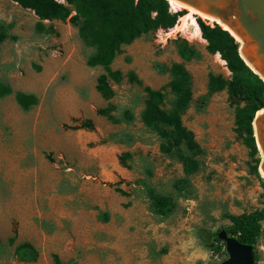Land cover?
Masks as SVG:
<instances>
[{"label":"rangeland","instance_id":"374dc122","mask_svg":"<svg viewBox=\"0 0 264 264\" xmlns=\"http://www.w3.org/2000/svg\"><path fill=\"white\" fill-rule=\"evenodd\" d=\"M175 11L186 14L181 8ZM0 20L12 22L10 33L17 37L15 42L0 43V82L11 90L0 98V242L14 232L13 244L0 251V264H220L225 260L223 245L214 252L208 247L229 226L222 214L262 208L264 187L251 170L255 156L249 155L234 131V107L225 91L201 100L207 74L230 78L224 64L205 52V43L191 37L187 27L182 33L177 28L157 29L120 46L109 68L118 71L121 79L110 83L113 96L103 100L94 91L102 69L84 65L92 50L79 39L75 26L66 20L42 21L53 33H35L33 14L9 0H0ZM176 38L200 55L183 63L190 77L191 100L180 121L201 153L199 169L188 178L191 190L177 200L169 217L157 220L147 213L136 185L145 177L144 165L151 171L148 182L164 194L172 192V182L182 174L177 161L159 152L156 136L141 126L138 112L143 87L167 91L166 69L179 61L172 43ZM129 72L139 84L127 80ZM14 92L34 95L36 104L22 112L13 101ZM107 105L115 111L129 109L133 121L126 126L111 124L95 113ZM83 120L90 121L91 130L75 127ZM121 132L131 136L129 145L110 140L111 134ZM123 152L130 159L121 165L117 158ZM98 212L107 213L106 222L97 220ZM23 242L36 251L34 262L13 256L14 246ZM253 256L255 264H264V220Z\"/></svg>","mask_w":264,"mask_h":264},{"label":"trees","instance_id":"16d2710c","mask_svg":"<svg viewBox=\"0 0 264 264\" xmlns=\"http://www.w3.org/2000/svg\"><path fill=\"white\" fill-rule=\"evenodd\" d=\"M20 9L30 11L36 18L34 32L43 35L53 33L51 26H44L42 21H68L76 27L77 36L92 52L85 58L87 67L98 66L102 73L94 81V91L103 99L113 96L110 83H119L121 76L118 71L111 70L109 65L120 46L128 45L135 39L147 35L149 32L172 28L181 11L171 12L166 0H9ZM201 39L205 42L206 53L217 54L223 61L230 78L223 79L219 75L207 74L205 100L213 93L224 90L228 104L233 109L234 131L241 139L253 159L252 172L260 180L256 169L259 162L254 145L251 121L254 114L264 106V83L252 74L237 55V43L233 38L217 25H205L196 19ZM12 22L0 20V43L15 42L17 37L10 33ZM173 47L179 59L171 63L166 69L168 82L167 91L152 90L143 87L144 98L142 108L138 112V121L142 127L152 132L158 142L159 152L174 159L180 165L182 177L171 184L172 192L168 194L158 192L149 182L150 169L144 165V178L137 180L136 185L146 204V211L153 219L163 220L176 209V202L191 190L189 176L199 169L200 148L193 139L192 133L182 126L180 116L188 108L191 100L190 77L183 67V63L199 59V53L183 39L173 40ZM127 80L139 84L134 75L129 72ZM11 94L10 88L0 82V98ZM13 101L22 111H28L36 104L32 94L14 92ZM204 102L200 103L203 106ZM98 116L105 117L111 124L129 125L134 117L129 109L115 111L111 105L97 109ZM78 129L91 130L89 120L79 122ZM112 142L129 145L131 136L126 132L114 133L109 136ZM121 165L130 159L127 152L117 158ZM144 162V159L142 160ZM261 181V180H260ZM262 183V182H261ZM262 186L264 187L263 183ZM118 193L123 194L120 190ZM229 222L224 229L229 237H233L239 244L251 246L260 233V222L264 220V206L258 210L239 215L222 214ZM108 219L106 212H98L97 220L104 223ZM14 232L4 242H0V251L13 244ZM214 243V244H212ZM220 244L216 238L208 244L211 251H218ZM13 256L21 262H34L36 251L26 243L14 246ZM256 257L253 256V264ZM65 264H74L68 261Z\"/></svg>","mask_w":264,"mask_h":264},{"label":"water","instance_id":"95a60500","mask_svg":"<svg viewBox=\"0 0 264 264\" xmlns=\"http://www.w3.org/2000/svg\"><path fill=\"white\" fill-rule=\"evenodd\" d=\"M166 1L210 20V27H223L221 29L237 43V55L240 60L264 83V0ZM169 10L175 12L171 8ZM251 131L259 159L257 172L260 170L264 178V106L254 114ZM259 177L261 178L260 175ZM216 239L223 242L227 256L220 264H253L251 246L239 244L224 230L216 234Z\"/></svg>","mask_w":264,"mask_h":264},{"label":"bare ground","instance_id":"6f19581e","mask_svg":"<svg viewBox=\"0 0 264 264\" xmlns=\"http://www.w3.org/2000/svg\"><path fill=\"white\" fill-rule=\"evenodd\" d=\"M168 7L171 8L173 11L175 10H178V9H183L181 6H178V5H175V4H172V2H169L168 1ZM192 15H196L197 17H199L200 19L204 20L207 24H210V20H205L202 16L200 15H197V14H194L193 11L191 10H187L186 9V14L185 15H182L180 17H178L177 19V22H180V26L179 27H176V26H173L172 28H169V29H165V31L167 32H171L173 31L174 29H178L179 31L182 32H185V29L187 27H189L190 29V35L191 37H194V38H198L202 43H205L201 37H200V34H199V30H198V27H197V24L195 23V21L193 20V17ZM223 28V27H221ZM187 31V30H186ZM193 39V38H192ZM214 57H216L218 59V61H220L219 63H221L222 65L224 64L223 61H221L219 58H218V55L217 54H213ZM259 174L262 178V180L264 181V178L259 170Z\"/></svg>","mask_w":264,"mask_h":264}]
</instances>
